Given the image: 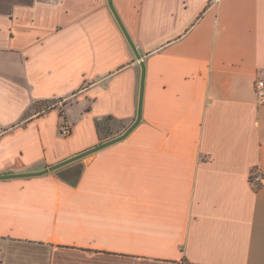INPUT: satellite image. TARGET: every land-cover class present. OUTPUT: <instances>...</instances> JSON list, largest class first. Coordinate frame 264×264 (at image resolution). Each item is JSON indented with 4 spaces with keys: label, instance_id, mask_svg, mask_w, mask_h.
<instances>
[{
    "label": "crops",
    "instance_id": "obj_1",
    "mask_svg": "<svg viewBox=\"0 0 264 264\" xmlns=\"http://www.w3.org/2000/svg\"><path fill=\"white\" fill-rule=\"evenodd\" d=\"M112 2L142 122L0 180V264H264V0ZM140 79L108 0H0V176L128 129Z\"/></svg>",
    "mask_w": 264,
    "mask_h": 264
},
{
    "label": "water",
    "instance_id": "obj_2",
    "mask_svg": "<svg viewBox=\"0 0 264 264\" xmlns=\"http://www.w3.org/2000/svg\"><path fill=\"white\" fill-rule=\"evenodd\" d=\"M108 1H109V6H110L116 20L118 21V23H119L122 31L124 32L131 48L133 49V51L135 53L136 58L139 60L140 65H141L140 92H139L138 113H137L136 120L123 134H121V135H119L113 139H110L106 142L100 143L97 146H95V147H93V148H91V149H89V150H87L81 154H78V155H76V156H74L68 160H65L59 164H56L54 166H51L50 168H47V169L39 171V172H28V173H21V174L4 175V176H0V180L44 176L50 172L56 171L62 167L70 165L76 161L88 158V157L92 156L93 154H95L99 151H102L108 147H111L117 143L124 141L135 131V129L142 122L143 102H144V93H145V80H146V64L142 58V55L140 54L139 50L137 49L136 45L134 44L133 40L131 39L129 33L127 32V30H126L123 22L121 21L117 11L115 10L112 0H108Z\"/></svg>",
    "mask_w": 264,
    "mask_h": 264
},
{
    "label": "trees",
    "instance_id": "obj_3",
    "mask_svg": "<svg viewBox=\"0 0 264 264\" xmlns=\"http://www.w3.org/2000/svg\"><path fill=\"white\" fill-rule=\"evenodd\" d=\"M62 101V100H61ZM56 102L49 101L47 102V111L54 109ZM61 117L63 120H66L64 116V112L61 110ZM97 130L99 133V137L101 142H106L111 138L117 137L121 134H123L126 130L127 127L119 120L108 116L101 118L97 121Z\"/></svg>",
    "mask_w": 264,
    "mask_h": 264
},
{
    "label": "built area",
    "instance_id": "obj_4",
    "mask_svg": "<svg viewBox=\"0 0 264 264\" xmlns=\"http://www.w3.org/2000/svg\"><path fill=\"white\" fill-rule=\"evenodd\" d=\"M255 93L259 104L264 105V79H259L255 84ZM59 134L63 137H69L72 134V126L66 120H63L59 127ZM261 176L256 178L257 181L261 180Z\"/></svg>",
    "mask_w": 264,
    "mask_h": 264
},
{
    "label": "rangeland",
    "instance_id": "obj_5",
    "mask_svg": "<svg viewBox=\"0 0 264 264\" xmlns=\"http://www.w3.org/2000/svg\"><path fill=\"white\" fill-rule=\"evenodd\" d=\"M71 100H73V99H71ZM58 107H61V104L60 103H58V104H56ZM63 111V110H62ZM64 112V111H63ZM63 122V121H62ZM61 122V123H62ZM115 138V137H114ZM111 139H113V138H111ZM110 140V139H109ZM1 246H2V242L0 241V251H1Z\"/></svg>",
    "mask_w": 264,
    "mask_h": 264
}]
</instances>
